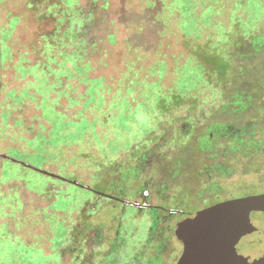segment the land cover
Listing matches in <instances>:
<instances>
[{
    "label": "rangeland",
    "instance_id": "rangeland-1",
    "mask_svg": "<svg viewBox=\"0 0 264 264\" xmlns=\"http://www.w3.org/2000/svg\"><path fill=\"white\" fill-rule=\"evenodd\" d=\"M51 4L0 0V155L67 180L0 156V264H110L122 206L91 190L121 191L133 168L148 181L150 204L188 213L209 194L264 189L263 165L259 175H245L221 164L223 153L207 159L214 154L197 151L252 139L264 146V117L251 135L264 112V0H100L93 43L77 66L72 55L55 50L56 59L48 51L54 25L42 13ZM80 5L93 12L86 0ZM75 49L71 43L64 53ZM206 52L218 58L215 66ZM194 56L224 76L168 111L175 95L188 92L184 86L202 85L195 71L193 85L179 80ZM226 127L249 134L224 137ZM126 225L131 238L120 261L157 257L151 248L163 238L149 231L148 219ZM165 239L169 251L156 264H175L180 245Z\"/></svg>",
    "mask_w": 264,
    "mask_h": 264
},
{
    "label": "flooded vegetation",
    "instance_id": "flooded-vegetation-1",
    "mask_svg": "<svg viewBox=\"0 0 264 264\" xmlns=\"http://www.w3.org/2000/svg\"><path fill=\"white\" fill-rule=\"evenodd\" d=\"M264 117V112L262 113V116H258L257 119H254L255 121H252V131L255 130V127L258 126V119ZM186 124V123H185ZM251 126V125H250ZM185 127V125L182 126V128ZM193 128V127H192ZM224 131V137H241L244 134H249V132L245 133H238L237 131H231L230 127H226ZM230 130V131H229ZM251 135L253 136L254 133L252 132ZM215 137L214 133L209 134L210 140H213ZM252 145L244 146V145H234V146H227L224 145L221 147V152L216 151L215 146H201L198 148V154H214L213 156H208L209 158H215L218 153H223L222 156V163H234L244 170L245 175L249 174H255L259 175L260 173V167L259 165L264 166V146L256 145L254 144V140L252 139ZM202 168L205 169L204 163L201 161ZM203 169V170H204ZM222 166H217L212 169L213 171L210 172V170L207 172L209 177L211 176L210 173L214 172V170H221ZM202 170V169H200ZM206 170V169H205ZM139 173V172H138ZM136 172V169H130L128 173V178L130 179V185H125L124 189L121 187V191H115L117 188L116 186H113L112 188H109V186L102 185L106 189L105 193L96 192L94 190H91V194L94 197L102 198L106 197L110 199L113 202L118 203L121 207L119 210V222L117 226V230L114 234V238L110 242L109 249L110 254L112 255L111 263L110 264H126V258L120 261V256L125 247H128V243L130 242V235L127 228L128 222L130 218H135L137 216H145L148 219L149 223V231L151 233H156L157 240H161L163 238V241L160 243L158 242L155 245V248H151L152 251L156 250L158 253L157 257H151V258H144V257H137L134 262V264H156L159 262L158 260L161 259L165 254L168 253V243L165 239L166 235H170L171 238H176L179 245H180V252H178V255L175 257L174 261L175 264H178L183 252H184V246L183 244L178 240L177 238V226L178 223L186 218L191 216L194 213H188L183 209L175 208V209H169L167 205L163 202H159L156 205L150 204V201L152 199L153 194L151 193L150 186L148 184V181L145 178H141L140 174ZM203 173L206 172L199 171L198 176H202ZM219 173V172H218ZM126 175V176H127ZM249 188H247L248 190ZM254 189V188H253ZM244 190V189H243ZM246 190V189H245ZM148 192V193H147ZM226 192H219V193H213L209 194L206 198H204L203 201H205V205L200 206L196 211H201L203 209L209 208L211 206H214L216 204H219L221 202H225L228 200L233 199H239L249 196H256L264 194V189L261 191H256L254 193H246L244 195H239L237 197L234 196V192H231L226 195ZM203 196V194H202ZM201 197H199L200 199ZM119 199H124L125 201H120ZM163 206V207H161ZM176 216V217H173ZM125 218L127 220L125 221ZM126 225V226H125ZM246 239V246L245 252H242L238 249V245L240 246V239L239 242L236 245V252L239 256H243L247 259L248 264H259L264 259V225H262L259 230L252 232L246 236H244ZM243 237V238H244ZM108 253H106L107 255Z\"/></svg>",
    "mask_w": 264,
    "mask_h": 264
},
{
    "label": "water",
    "instance_id": "water-1",
    "mask_svg": "<svg viewBox=\"0 0 264 264\" xmlns=\"http://www.w3.org/2000/svg\"><path fill=\"white\" fill-rule=\"evenodd\" d=\"M6 160L41 174L67 181L45 170L27 166L5 155ZM79 185L77 182H71ZM264 225V194L221 202L182 219L177 238L184 246L178 264H248L236 245L244 236ZM264 264V259L259 263Z\"/></svg>",
    "mask_w": 264,
    "mask_h": 264
},
{
    "label": "trees",
    "instance_id": "trees-1",
    "mask_svg": "<svg viewBox=\"0 0 264 264\" xmlns=\"http://www.w3.org/2000/svg\"><path fill=\"white\" fill-rule=\"evenodd\" d=\"M53 1V4L48 6V11L42 13L46 20L51 21L54 25L52 34L50 37H46V42L49 45L48 51L50 54L57 59L54 55V51L58 50V57L63 58L65 56H70L73 58L74 64L77 66L78 60L82 59V54L87 46L91 45L93 41L89 40L88 37L92 32L94 27L95 18L93 13L99 9H104V5L98 6V1L100 0H86V3L92 5L93 12H90V9L86 8V11L82 13V9H75V7L81 6L80 0H49ZM106 5V1L104 2ZM74 20V21H73ZM64 28V29H63ZM53 37V42L50 39ZM65 40V41H64ZM68 40V42H66ZM73 43L76 45L75 51L71 54L65 55L64 50L66 51L67 47ZM51 49V51H50ZM197 51V50H196ZM206 57L209 60V63L216 65L218 62L217 57H211L206 52ZM229 68L231 64L225 61ZM202 63V64H200ZM79 64V63H78ZM208 62L205 64L200 58L193 57L190 60V63L185 65V69H180L179 80H185L191 82L193 85V79L191 72L195 71L199 74L197 80L201 81V84L195 87L184 86V90L188 89V92L181 95H175L173 97L174 106H168V111H172L175 108L183 107L189 105L200 92L207 87L208 84L214 83L216 79L223 78L224 73H214L210 71L207 67ZM193 66V67H192ZM230 70V69H229ZM165 71V70H164ZM162 77V76H161ZM206 86H204L205 84ZM176 100V101H175ZM172 101V100H171ZM173 105V104H172Z\"/></svg>",
    "mask_w": 264,
    "mask_h": 264
}]
</instances>
